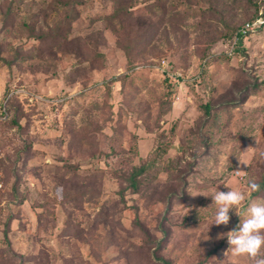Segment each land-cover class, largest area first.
Here are the masks:
<instances>
[{"label": "rangeland", "instance_id": "374dc122", "mask_svg": "<svg viewBox=\"0 0 264 264\" xmlns=\"http://www.w3.org/2000/svg\"><path fill=\"white\" fill-rule=\"evenodd\" d=\"M248 1L0 0V264H252L225 235L264 199V27L225 56Z\"/></svg>", "mask_w": 264, "mask_h": 264}, {"label": "clouds", "instance_id": "9594fccd", "mask_svg": "<svg viewBox=\"0 0 264 264\" xmlns=\"http://www.w3.org/2000/svg\"><path fill=\"white\" fill-rule=\"evenodd\" d=\"M248 191L249 193L259 191V185L250 181ZM245 199L246 194L241 191H217L213 197L217 207L213 225L227 226L231 219L229 212L242 206ZM246 215L247 218L237 229L225 234L229 250L236 256H246L252 264H264V258H260L261 250L264 249V199L250 203Z\"/></svg>", "mask_w": 264, "mask_h": 264}, {"label": "trees", "instance_id": "16d2710c", "mask_svg": "<svg viewBox=\"0 0 264 264\" xmlns=\"http://www.w3.org/2000/svg\"><path fill=\"white\" fill-rule=\"evenodd\" d=\"M248 1V0H247ZM249 2V1H248ZM247 2V3H248ZM123 10H118L116 13L112 14L111 16H118L120 17L121 15H123ZM128 14V13H127ZM130 17V16H129ZM257 17V15H254V16H251L247 21H253L255 18ZM230 20H226L224 22L226 23H229ZM246 21V22H247ZM227 29H228V36L229 38L232 40V39H235L236 40V47H235V51L237 50V45L239 46V44L241 43V40L243 37H241L239 34H238V29L242 26V25H238V26H234L233 28L230 26V24H227ZM30 35H33V36H36L37 38H39L42 42L46 39L44 38L42 35L40 34H36L34 33L33 31H30L29 33ZM225 56H228V55H225ZM203 110H204V113L205 115H207L210 111V107L209 105H204L203 106ZM18 117H19V114H17L16 116H14L12 119H11V125L14 126V127H18ZM150 166V162L148 163H145V164H142L138 167H133V169L131 170V172L129 173V177H128V182H129V185L131 187L133 186H136L137 185V178H139L140 176L142 175H145L148 171V168ZM256 184L259 185V191H255V192H251L250 195L255 197V196H259L262 192V190L264 189V179H262L261 177L259 178V180L256 182ZM10 221H11V218H8L6 220V222L4 223V239L6 242L7 239L5 238L6 237V234L9 230V227H10ZM159 246V245H158ZM217 250V247H215L213 250H211L208 255H211L213 254L215 251ZM17 256V255H16ZM19 257V256H18ZM20 258V257H19ZM22 259V258H21ZM24 259V258H23ZM27 260V259H26ZM163 263H165L163 261ZM20 264H25V262L23 263H20ZM166 264V263H165Z\"/></svg>", "mask_w": 264, "mask_h": 264}, {"label": "built area", "instance_id": "2783aa9c", "mask_svg": "<svg viewBox=\"0 0 264 264\" xmlns=\"http://www.w3.org/2000/svg\"><path fill=\"white\" fill-rule=\"evenodd\" d=\"M260 27H264V14L262 12L259 13V16L257 18H255L253 21H249V22H245L239 29H238V34L241 37H246L248 34L252 35V33H254L256 31V29L260 28ZM235 46H236V40L232 39V43L230 46V49L228 51V56H232L234 55V51H235ZM164 67L165 62L162 61L161 63ZM176 79H178V76H175ZM3 192V183L0 179V195ZM2 201H0V217H1V207H2Z\"/></svg>", "mask_w": 264, "mask_h": 264}]
</instances>
